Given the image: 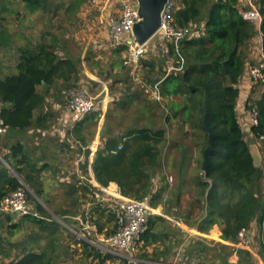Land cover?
Masks as SVG:
<instances>
[{
	"label": "trees",
	"instance_id": "1",
	"mask_svg": "<svg viewBox=\"0 0 264 264\" xmlns=\"http://www.w3.org/2000/svg\"><path fill=\"white\" fill-rule=\"evenodd\" d=\"M177 1L179 7L173 14L175 27L192 25L198 30L199 35L185 38L178 43L180 56L173 44L169 46L168 53L163 54L164 58L161 60V63L167 67L166 75L162 79L151 81L148 89H153L157 85L162 99L171 102L179 98L183 101L181 108L183 122L204 132L205 148L208 147V130L214 134L208 168L205 172L200 171L194 180L195 187L199 190L197 220L182 221L202 234H208L214 226H217L220 228V240L223 242H236L237 233L242 228L250 232L252 223H257L263 256L264 163L258 167L254 166L249 142H256L264 135V95H259L254 100L248 98L244 102V110L247 113L253 106L257 111V125H252L249 129L245 128L249 125V119L245 122L240 121L236 108L239 105L240 94L238 84L249 60L245 46L260 33L264 51V0H256L262 16L259 31L242 19L235 0ZM7 2L0 0L1 10L6 8ZM21 2L31 12L42 10L47 14H57L62 10L65 14L72 15L87 0H21ZM58 44L56 37L52 36L48 41L42 38V41L32 48L18 47L16 51L18 57L13 72L0 74V117L8 130L25 131L34 125L35 111L43 106L45 100V95L39 91V87L48 90L60 83L57 87L60 92L72 87L78 81L76 76L79 58L59 57L56 49ZM10 46V35L0 25V47L6 51ZM125 49L126 46H121L117 52ZM180 57L183 59L181 70L168 72L169 68L176 67V61L180 62ZM171 59L173 61H170ZM145 64L153 70V63ZM6 103H9V106H6ZM250 103H252L251 107L248 105ZM118 104L121 107L128 106V103ZM171 105L176 109V105L172 102ZM96 112L88 114L83 121L95 124L99 116ZM108 131L104 123L100 132L101 144L91 163L95 181L102 187L114 183L123 197L142 200L150 196V206L159 209L156 199L161 196L163 189H157L153 193V178L161 163L160 145L166 140L165 129L149 127L128 129L119 139L110 136ZM75 136L79 141H83V134L75 133ZM123 138L126 140L122 143L121 149H118ZM18 151L19 147L12 145L9 155L3 156V159L11 169L19 173L13 162ZM202 163L203 159L201 167ZM27 181L24 177V182L29 184ZM20 186H22L21 182L10 173L9 169L0 166V202ZM34 194L40 197L37 190H34ZM26 195L27 199L34 202L35 207L32 208L40 218L31 215L18 217L23 223L28 222L36 232L46 233L49 240L56 236L55 231L58 229L66 230L56 219L47 214L28 191ZM175 203H179V197ZM101 205L100 202L96 203L95 209L98 233L102 230L99 221L105 213ZM53 213L63 219L66 211L59 212L53 209ZM107 219H114V213L109 212ZM6 221L15 222L17 219L11 213H7ZM164 222L165 219L161 216H151L139 234L136 245L140 246V259L146 261L142 264H167L171 254H175V248L180 241L177 238L172 239L168 231L160 228L163 227L161 225ZM19 226L17 221L11 228L19 230ZM114 230L106 235L113 234ZM176 232L182 231L176 229ZM213 234L216 236V231ZM166 241L168 244L165 243ZM1 242L0 238V248ZM81 244L85 252L83 259L92 256L97 259L98 264H106V261L113 263L116 260H119L118 264H127V259L104 255L85 241H81ZM160 245L161 248L158 247ZM150 246L152 251L149 253L146 248ZM220 246L222 249H229L227 245ZM206 250L207 248L204 250L186 248L185 252L198 260L202 258L203 263L206 264L208 260L203 257ZM236 253L237 264H248L252 259V254L247 250L239 249ZM60 254L56 245L52 243L41 251H24L22 257L9 264H56L55 261Z\"/></svg>",
	"mask_w": 264,
	"mask_h": 264
},
{
	"label": "rangeland",
	"instance_id": "2",
	"mask_svg": "<svg viewBox=\"0 0 264 264\" xmlns=\"http://www.w3.org/2000/svg\"><path fill=\"white\" fill-rule=\"evenodd\" d=\"M7 1L4 10H1L0 7V25L10 35L11 46L6 51L0 47V74L5 75L13 72L18 57V54H16L18 47L32 48L40 43L42 38L48 41L52 36L56 37L59 42L56 48L59 57H78L80 60L77 67L78 75L76 76L78 81L72 87L82 88L89 96L94 98L95 111L99 113L97 122L95 124L88 122L82 130L84 138L80 142L83 146L86 147L92 144L96 141V137H98L97 146H100L101 126L104 123L109 130V135L118 137V139L124 136L128 129L144 127L165 129L166 140L160 145L161 163L153 178V193L157 189H163L161 196L156 201L159 203L160 213L170 218H165V222L161 225L163 227L160 228L168 231L172 235V239L177 238L180 241L177 246L180 254L176 259H173L172 263L204 264L202 258L200 260L196 259L190 253H186L185 249L198 250L202 248L204 250L207 248L203 256L208 260L206 264H230V261L233 260L237 264L238 256L236 255L237 259H235L233 253L237 254L236 252L239 249L230 245V243L235 244V242L205 238L202 233L185 225L182 221L183 219L189 222L197 220L196 206L198 205L197 194L199 190L195 187L194 180L202 171L200 164L203 159V149H206V137L200 129H194L189 123L183 122L181 114L183 101L181 99L171 100L176 105V109L173 108L168 99L163 98L159 101L160 103L153 100L148 89L150 82L162 79L166 75L165 70L167 69L166 65L161 63L164 58L161 49L158 48L157 51L148 52L141 60L136 71H131L123 66L122 62L126 49L117 52L121 45L113 43L109 39L106 30L108 18L116 17L119 14L121 0H87L72 15H67L62 10H59L60 12L57 14H47L42 10L31 12L21 0ZM258 37L259 34L254 36L245 46L248 59L252 63L255 61L252 60L254 54L259 53ZM153 38L154 41L157 36ZM258 58L259 54L256 60ZM150 62L154 64L153 70H150L148 64H145ZM87 73L92 74L95 78ZM143 86L145 87L142 88ZM69 88L61 90L60 95L62 98L65 97ZM257 91L259 93L260 88ZM254 97L257 98L256 94ZM118 103H128V106L121 107ZM249 143L255 142L251 141ZM2 159H0V166L8 168L6 162ZM262 186L264 187V179ZM178 197L179 203L177 204L175 201ZM148 199L150 200L151 197L148 196ZM28 202L33 208L35 207L31 199H28ZM106 203L109 206L108 210L114 213L117 207L116 200H109ZM55 210L57 209L55 208ZM108 210L107 214H109ZM45 211L57 221L62 219L53 215V209L51 208H45ZM6 214L0 211V238L2 239L0 264H9L11 261L19 259L24 251L44 250L52 243L56 245L57 251L61 253L55 261L56 264H98L94 260L83 259V254L78 256L77 249L79 248L76 243L79 240L63 224L60 223L66 230L58 229L55 231L56 236L49 240L46 233L36 232L28 222L23 223L18 218L19 216L15 217L20 224L19 230L17 228L14 230L11 227L17 221L7 222ZM170 220L175 223H170ZM105 226L107 230H103V232L106 235L109 231L114 230V220ZM176 229L182 232L178 233ZM250 233L252 236L251 245L256 257L252 255V259L248 264H260L257 257L261 256V237L257 223H252ZM165 243L168 244L167 241ZM220 243L227 245L226 247L229 249H222ZM139 248L140 246H137V253L133 256L135 260L127 259V264H142L139 262L141 260ZM146 249L150 253L152 246ZM118 262L119 260H116L113 263ZM106 264H112V262L109 261Z\"/></svg>",
	"mask_w": 264,
	"mask_h": 264
},
{
	"label": "crops",
	"instance_id": "3",
	"mask_svg": "<svg viewBox=\"0 0 264 264\" xmlns=\"http://www.w3.org/2000/svg\"><path fill=\"white\" fill-rule=\"evenodd\" d=\"M106 30L108 33L107 24ZM148 48V52L157 51V44L153 39L148 42ZM258 54H254L252 60H256ZM84 70L87 71L86 69ZM87 74L94 77L90 73ZM95 80L97 81L98 79L96 78ZM59 84L55 88L52 87L48 90L41 87L38 88L40 92L44 93L45 100L43 106L35 111V120L32 127L25 131L8 130L5 135L0 136V159L3 156L9 155V149L12 145H17L19 151L13 162L19 173L6 165L11 174L27 188L32 197L44 209L56 208L59 212L66 211L63 219H58V221L67 229L81 231L84 224H88L94 229L92 237L96 233L105 235V232H103V230H107L105 225L114 220L106 219L109 216L107 214L109 206L106 205V201L116 200L118 202L121 195L114 183H110L107 187H102L95 181L91 163L98 149V137H96V141L85 147L75 136V133L83 134L82 130L88 122H78L72 128L64 125L66 95L64 98L61 97V91L59 92L57 88ZM238 89L240 94L236 113L238 119L245 122L248 120V115L247 111L244 110V102L248 98L251 100L257 99L254 95L256 94L258 97L259 93L257 87L245 76V72L239 81ZM55 117L56 121L54 120ZM78 128L80 129L79 131L77 130ZM24 177L27 178L29 184L24 182ZM34 190L39 192L40 197L34 194ZM98 202L105 209V213L99 221V226L102 227L100 233L97 232L95 214L96 203ZM156 210H158V213L155 214L156 216H161L164 219L167 218L160 213V209L156 208ZM108 212L112 211L108 210ZM170 221V223H175L172 220ZM182 226L188 229L186 226ZM214 231H216V236L212 235ZM220 234V228L214 226L209 231V234H203V236L219 241ZM81 241L88 243L86 240H79L76 243L79 248L77 249L79 252L78 256H82L85 253ZM179 254V248L175 249V254H171L168 263L173 264V259H176ZM87 259L98 263L97 259L92 256ZM134 260L132 259L131 261ZM139 262L146 263L144 260H139Z\"/></svg>",
	"mask_w": 264,
	"mask_h": 264
},
{
	"label": "built area",
	"instance_id": "4",
	"mask_svg": "<svg viewBox=\"0 0 264 264\" xmlns=\"http://www.w3.org/2000/svg\"><path fill=\"white\" fill-rule=\"evenodd\" d=\"M240 16L243 20L251 23L256 30L259 31L262 23V16L256 4V0H235ZM121 9L116 17H110L107 20L108 34L111 41L117 45L126 46L125 56L123 57V66L136 71L139 68L141 60L148 53V42L153 37L157 48L161 49L163 54L168 53L169 46L173 44L179 54L178 43L185 38L198 36L199 32L192 25L183 28H176L174 25L173 14L178 9L177 0H168L164 6L161 24L156 34L145 44L138 45L133 38V26L138 21V12L134 8V0H121ZM259 58L255 61H248L245 76L253 83L255 87L260 88L259 95H264V51L262 49V35L259 33ZM183 59L180 57V62L176 61V67L169 68L171 70H181ZM260 87H259V86ZM153 100L161 101L157 85L150 89ZM250 107L252 103L248 104ZM66 117L63 120L65 126L72 128L76 123L90 113L96 110L95 100L89 96L82 88L71 87L67 90L65 100ZM249 125L245 126L249 129L252 125H257V111L253 106L248 110ZM8 129L0 117V136L7 133ZM118 145L121 149L122 143ZM259 151L262 149V163H264V135L256 140ZM27 188L22 184L14 192L5 196L0 202V211L5 213H17L19 217L31 215L35 218H40L39 214L29 204ZM158 210L152 208L148 198L142 200H133L129 198H119L117 207L114 210L115 232L111 235L92 234L94 230L90 225L84 224L81 231L70 230L78 240H86L92 247L99 249L104 255H110L118 259H133L137 253L136 241L139 234L143 231L144 226L149 217L157 214ZM251 233L242 228L236 236L235 244L230 243L233 248L249 251L254 257L256 254L252 248ZM233 257L237 259L235 252ZM260 264H263L264 255L257 257ZM230 264H236V261H230Z\"/></svg>",
	"mask_w": 264,
	"mask_h": 264
},
{
	"label": "water",
	"instance_id": "5",
	"mask_svg": "<svg viewBox=\"0 0 264 264\" xmlns=\"http://www.w3.org/2000/svg\"><path fill=\"white\" fill-rule=\"evenodd\" d=\"M134 8L138 12V21L133 26V38L138 45L148 42L157 32L161 24V16L168 0H134ZM9 106V103H6ZM208 147L203 152L201 170L205 172L210 163V154L213 150L214 134L208 130ZM250 154L254 166L262 164V155L255 143L250 144ZM17 217V213H11Z\"/></svg>",
	"mask_w": 264,
	"mask_h": 264
}]
</instances>
